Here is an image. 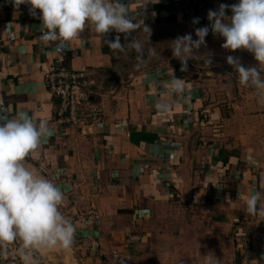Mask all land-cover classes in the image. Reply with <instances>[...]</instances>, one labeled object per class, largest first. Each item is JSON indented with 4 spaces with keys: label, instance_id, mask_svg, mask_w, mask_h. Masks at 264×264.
<instances>
[{
    "label": "crops",
    "instance_id": "0c3cea01",
    "mask_svg": "<svg viewBox=\"0 0 264 264\" xmlns=\"http://www.w3.org/2000/svg\"><path fill=\"white\" fill-rule=\"evenodd\" d=\"M206 1L213 10L238 3ZM125 3L138 25L132 37L144 46L143 60L135 50L118 54L107 46L117 33L103 37L88 28L70 46H45L30 5L16 9L0 0V115L26 110L54 130L26 163L64 193L59 210L75 226L76 241H84L80 246L91 244L81 264H151L152 255L187 257L171 264H205L207 255L223 264L220 247L231 231L241 264H264V217L245 211L253 190L264 205V102L226 61L232 55L255 66L254 56L223 49V38L210 30L206 47L182 72L172 41L189 33L196 39L194 30L209 21L187 22L172 0ZM208 53L211 65L204 62ZM58 57L68 68L93 72L105 119L86 132L56 123L59 98L45 77ZM173 76L184 81L182 96L166 92ZM68 256L55 248L35 259L67 264Z\"/></svg>",
    "mask_w": 264,
    "mask_h": 264
},
{
    "label": "clouds",
    "instance_id": "9594fccd",
    "mask_svg": "<svg viewBox=\"0 0 264 264\" xmlns=\"http://www.w3.org/2000/svg\"><path fill=\"white\" fill-rule=\"evenodd\" d=\"M14 8L30 5L29 13L40 21V41L57 48L70 46L85 28L105 37L117 33L114 40H105L107 46L119 53L135 50L143 60L145 49L141 41L132 37L137 29L135 16L125 0H7ZM37 10L39 15L37 16ZM231 13L229 15L228 13ZM208 26L198 27L196 39L191 33L177 36L172 41V54L181 62V71H187L189 58L206 47V36L211 30L214 37H222L221 47L230 52L246 50L254 56L255 66H244L239 57H226L238 82L254 89L264 102V0H238V3L220 4L207 13ZM193 24L199 23L194 18ZM151 34V30L145 26ZM124 35L121 43L120 35ZM150 37V35H149ZM148 37V38H149ZM154 49L148 50L153 55ZM204 62L212 64L211 53ZM169 95L182 96L184 81L173 76L166 81ZM157 108L167 105L157 104ZM54 135L46 119H36L28 111L20 110L14 117L0 115V258L11 256L10 245L19 242L17 255L23 264H39L35 255L43 250L72 247L75 226L59 210L64 193L54 181L43 177L27 165L28 158H36L43 144ZM259 191L247 197L248 215L264 217ZM241 194L239 193V199ZM205 264H218L217 257L205 256Z\"/></svg>",
    "mask_w": 264,
    "mask_h": 264
},
{
    "label": "built area",
    "instance_id": "2783aa9c",
    "mask_svg": "<svg viewBox=\"0 0 264 264\" xmlns=\"http://www.w3.org/2000/svg\"><path fill=\"white\" fill-rule=\"evenodd\" d=\"M172 5L189 23L194 18H199V23L208 22L207 13L212 9L206 0H172ZM45 80L51 92L59 98L55 119L59 126L75 125L86 132L104 121L105 110L98 101L91 69L68 68L58 57L46 73ZM18 248L19 242L10 245V258H0V264H22L17 255Z\"/></svg>",
    "mask_w": 264,
    "mask_h": 264
},
{
    "label": "rangeland",
    "instance_id": "374dc122",
    "mask_svg": "<svg viewBox=\"0 0 264 264\" xmlns=\"http://www.w3.org/2000/svg\"><path fill=\"white\" fill-rule=\"evenodd\" d=\"M235 233H236L235 231L228 232L227 233L228 237L226 238V241H222V243H221L222 245H221L220 248H222V251L224 253H226L225 260L222 262L223 264H236L235 263L236 260L238 261V260L242 259L241 256H240V252H238L239 250L236 249L237 246L234 245V243H233L234 241H232V238L234 236H236ZM247 234H250V233H247ZM242 238H244L243 241H245L246 243L249 242L248 240H245V234L242 235ZM81 243L83 244L84 241H81V242L80 241H76V235H75L74 243H73L72 247L70 249L66 250L68 254L70 253V254L73 255L72 259L69 256L66 257L67 261L70 260L69 262H67V264H71V263L72 264H75V263L76 264H81L82 263V261H81L82 259L81 258H83L84 256H87V253H88L89 249L86 248V247L90 248L91 244L90 245L86 244V245H84L82 247V246H80ZM212 246H213V243H212ZM151 247L155 248V246L153 244L151 245ZM80 255H81V257H80ZM73 257H74V259H73ZM68 258H70V259H68ZM150 258L148 260L150 261L149 263H151V264L152 263L153 264H157V263L160 264L162 262L171 264V263H175L177 261L185 262L187 257H183V256H179L178 258L174 257L173 261H172V257H169L167 255H165L163 257L161 255H152V257H150ZM71 260H72V262H71Z\"/></svg>",
    "mask_w": 264,
    "mask_h": 264
},
{
    "label": "trees",
    "instance_id": "16d2710c",
    "mask_svg": "<svg viewBox=\"0 0 264 264\" xmlns=\"http://www.w3.org/2000/svg\"><path fill=\"white\" fill-rule=\"evenodd\" d=\"M237 262H238V264H241V263H242L241 259H240V260H238Z\"/></svg>",
    "mask_w": 264,
    "mask_h": 264
},
{
    "label": "bare ground",
    "instance_id": "6f19581e",
    "mask_svg": "<svg viewBox=\"0 0 264 264\" xmlns=\"http://www.w3.org/2000/svg\"><path fill=\"white\" fill-rule=\"evenodd\" d=\"M49 250H50V249H49ZM49 253H50V252H49ZM49 253H48V254H49ZM49 255H50V254H49ZM68 259H70V258H68ZM69 261H70V260H69ZM69 261H67V262H69ZM71 262H72V260H71ZM71 264H72V263H71Z\"/></svg>",
    "mask_w": 264,
    "mask_h": 264
}]
</instances>
